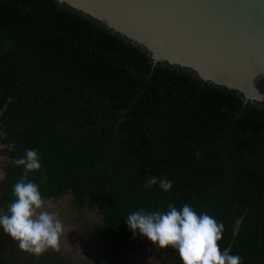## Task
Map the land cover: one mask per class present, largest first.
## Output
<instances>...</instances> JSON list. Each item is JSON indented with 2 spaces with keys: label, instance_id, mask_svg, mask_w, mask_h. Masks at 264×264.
Instances as JSON below:
<instances>
[{
  "label": "trees",
  "instance_id": "obj_1",
  "mask_svg": "<svg viewBox=\"0 0 264 264\" xmlns=\"http://www.w3.org/2000/svg\"><path fill=\"white\" fill-rule=\"evenodd\" d=\"M0 148V212L23 178L13 160L35 149L41 170L27 180L49 203L70 198L77 222L105 246L97 264H129V242L147 238L133 235L128 215L169 204L214 217L222 250L264 264V105L188 70L153 67L148 53L55 0H0ZM149 177L173 187L146 189ZM13 245L0 228V264H64ZM153 255L183 264L171 247Z\"/></svg>",
  "mask_w": 264,
  "mask_h": 264
},
{
  "label": "water",
  "instance_id": "obj_2",
  "mask_svg": "<svg viewBox=\"0 0 264 264\" xmlns=\"http://www.w3.org/2000/svg\"><path fill=\"white\" fill-rule=\"evenodd\" d=\"M103 27L152 66L264 105V0H55ZM93 235V234H92Z\"/></svg>",
  "mask_w": 264,
  "mask_h": 264
},
{
  "label": "clouds",
  "instance_id": "obj_3",
  "mask_svg": "<svg viewBox=\"0 0 264 264\" xmlns=\"http://www.w3.org/2000/svg\"><path fill=\"white\" fill-rule=\"evenodd\" d=\"M13 164L24 169L23 178L13 186L14 200L7 211L0 212V228L21 251L37 257L49 250L59 252L64 234L59 214L48 210L49 202L38 184L27 180L30 173L41 170L38 152L26 149ZM157 184L164 192L173 187L171 180L157 177H149L143 186L151 189ZM125 223L133 235L138 233L155 247L177 250L183 264H241L240 256L219 246L223 224L206 213L197 214L188 204L180 210L169 204L166 212L140 209L129 214Z\"/></svg>",
  "mask_w": 264,
  "mask_h": 264
},
{
  "label": "rangeland",
  "instance_id": "obj_4",
  "mask_svg": "<svg viewBox=\"0 0 264 264\" xmlns=\"http://www.w3.org/2000/svg\"><path fill=\"white\" fill-rule=\"evenodd\" d=\"M1 149V148H0ZM1 161V159H0ZM2 178L0 172V179ZM49 211H54L59 214V218L64 226V234L61 237L60 251L49 250L40 256L47 253H52L64 261V264H97V253L105 246L93 239V235L87 229H83L77 222V215L72 214L70 210V198L65 197L55 203H49ZM83 219H90L93 222H98L96 215L80 214ZM13 249L17 255H27L30 253L21 251L12 239ZM131 251L127 255L129 264H161L153 255L156 247L148 239L138 238L129 242ZM3 253L6 254L4 251ZM56 253V254H55ZM32 255V254H30Z\"/></svg>",
  "mask_w": 264,
  "mask_h": 264
}]
</instances>
